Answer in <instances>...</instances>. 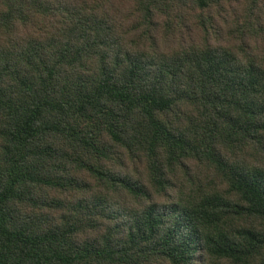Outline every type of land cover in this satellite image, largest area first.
<instances>
[{"label":"trees","instance_id":"trees-1","mask_svg":"<svg viewBox=\"0 0 264 264\" xmlns=\"http://www.w3.org/2000/svg\"><path fill=\"white\" fill-rule=\"evenodd\" d=\"M0 264H264V0H0Z\"/></svg>","mask_w":264,"mask_h":264}]
</instances>
